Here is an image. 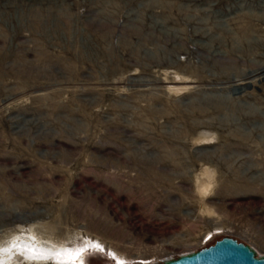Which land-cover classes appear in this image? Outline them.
I'll return each mask as SVG.
<instances>
[{
	"label": "rangeland",
	"instance_id": "1",
	"mask_svg": "<svg viewBox=\"0 0 264 264\" xmlns=\"http://www.w3.org/2000/svg\"><path fill=\"white\" fill-rule=\"evenodd\" d=\"M224 236L264 255V0H0V264Z\"/></svg>",
	"mask_w": 264,
	"mask_h": 264
},
{
	"label": "water",
	"instance_id": "2",
	"mask_svg": "<svg viewBox=\"0 0 264 264\" xmlns=\"http://www.w3.org/2000/svg\"><path fill=\"white\" fill-rule=\"evenodd\" d=\"M154 264H264V255L245 242L224 236L200 250Z\"/></svg>",
	"mask_w": 264,
	"mask_h": 264
},
{
	"label": "snow or ice",
	"instance_id": "3",
	"mask_svg": "<svg viewBox=\"0 0 264 264\" xmlns=\"http://www.w3.org/2000/svg\"><path fill=\"white\" fill-rule=\"evenodd\" d=\"M95 247H99L98 245L95 246ZM6 251V250H5ZM85 250L84 249H81L79 252H77V256L79 257Z\"/></svg>",
	"mask_w": 264,
	"mask_h": 264
},
{
	"label": "bare ground",
	"instance_id": "4",
	"mask_svg": "<svg viewBox=\"0 0 264 264\" xmlns=\"http://www.w3.org/2000/svg\"><path fill=\"white\" fill-rule=\"evenodd\" d=\"M98 243V242H97ZM96 244V243H95ZM100 245H102V244H100ZM99 246V245H98Z\"/></svg>",
	"mask_w": 264,
	"mask_h": 264
}]
</instances>
